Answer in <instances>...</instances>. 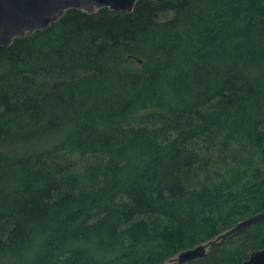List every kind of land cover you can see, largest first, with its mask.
<instances>
[{
  "label": "trees",
  "instance_id": "obj_1",
  "mask_svg": "<svg viewBox=\"0 0 264 264\" xmlns=\"http://www.w3.org/2000/svg\"><path fill=\"white\" fill-rule=\"evenodd\" d=\"M201 143L257 168L213 182ZM263 212L264 0L73 9L0 48V264H242L264 220L217 239Z\"/></svg>",
  "mask_w": 264,
  "mask_h": 264
},
{
  "label": "water",
  "instance_id": "obj_2",
  "mask_svg": "<svg viewBox=\"0 0 264 264\" xmlns=\"http://www.w3.org/2000/svg\"><path fill=\"white\" fill-rule=\"evenodd\" d=\"M139 0H0V48H8L15 39L46 30L69 10L94 14L108 8L112 12H133ZM158 1V0H153ZM264 220V212L240 223L220 236L226 239L245 227ZM210 244L180 253L174 262L185 264L203 258ZM242 264H264V249L253 252Z\"/></svg>",
  "mask_w": 264,
  "mask_h": 264
},
{
  "label": "rangeland",
  "instance_id": "obj_3",
  "mask_svg": "<svg viewBox=\"0 0 264 264\" xmlns=\"http://www.w3.org/2000/svg\"><path fill=\"white\" fill-rule=\"evenodd\" d=\"M201 146L202 153H206L205 156L211 158L209 160L210 168L205 172V175L210 177L213 182L221 181V179H225L228 182L235 177L239 179L245 174L250 175L257 168L258 162L256 159H252L250 155L239 153L235 149L227 152L221 148L220 144L216 143L211 147L212 155L206 152L207 149L203 143H201ZM96 160L94 156H87L85 158L69 157L70 167L77 171H83L87 165ZM243 171H248V173L242 174ZM5 228L6 226H4Z\"/></svg>",
  "mask_w": 264,
  "mask_h": 264
}]
</instances>
